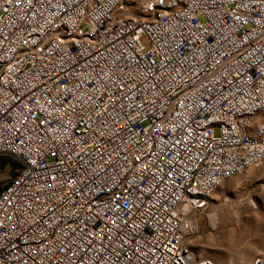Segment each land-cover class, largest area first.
Listing matches in <instances>:
<instances>
[{"label":"built area","instance_id":"built-area-1","mask_svg":"<svg viewBox=\"0 0 264 264\" xmlns=\"http://www.w3.org/2000/svg\"><path fill=\"white\" fill-rule=\"evenodd\" d=\"M1 154L0 264H216L184 237L264 162V0H0Z\"/></svg>","mask_w":264,"mask_h":264},{"label":"rangeland","instance_id":"rangeland-1","mask_svg":"<svg viewBox=\"0 0 264 264\" xmlns=\"http://www.w3.org/2000/svg\"><path fill=\"white\" fill-rule=\"evenodd\" d=\"M18 165L12 156L0 155V188ZM195 217L198 229L184 242L196 256L216 264H251L264 247V162L225 178Z\"/></svg>","mask_w":264,"mask_h":264},{"label":"bare ground","instance_id":"bare-ground-1","mask_svg":"<svg viewBox=\"0 0 264 264\" xmlns=\"http://www.w3.org/2000/svg\"><path fill=\"white\" fill-rule=\"evenodd\" d=\"M196 215V214H195ZM195 215H194V217H195ZM211 217H212V215H211ZM212 219V218H211Z\"/></svg>","mask_w":264,"mask_h":264}]
</instances>
